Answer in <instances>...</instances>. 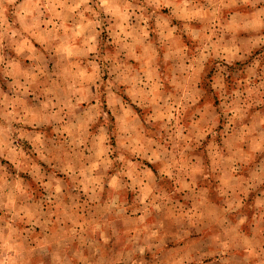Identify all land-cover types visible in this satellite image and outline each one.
<instances>
[{"label":"clouds","instance_id":"1","mask_svg":"<svg viewBox=\"0 0 264 264\" xmlns=\"http://www.w3.org/2000/svg\"><path fill=\"white\" fill-rule=\"evenodd\" d=\"M0 264H264V0H0Z\"/></svg>","mask_w":264,"mask_h":264}]
</instances>
